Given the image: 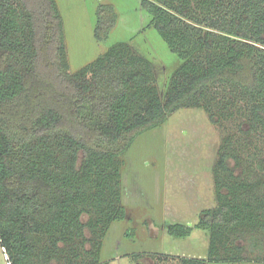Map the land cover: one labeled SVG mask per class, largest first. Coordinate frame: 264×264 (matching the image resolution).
<instances>
[{
    "label": "trees",
    "instance_id": "trees-1",
    "mask_svg": "<svg viewBox=\"0 0 264 264\" xmlns=\"http://www.w3.org/2000/svg\"><path fill=\"white\" fill-rule=\"evenodd\" d=\"M140 4L179 59L164 89L156 64L127 41L70 71L56 0H0V245L9 264H107L103 237L126 217L124 154L182 108L203 110L221 131L214 204L195 225L206 254L165 264L264 263V0ZM116 19L111 4L98 5L95 38L106 40ZM166 231L185 237L192 227Z\"/></svg>",
    "mask_w": 264,
    "mask_h": 264
},
{
    "label": "rangeland",
    "instance_id": "rangeland-1",
    "mask_svg": "<svg viewBox=\"0 0 264 264\" xmlns=\"http://www.w3.org/2000/svg\"><path fill=\"white\" fill-rule=\"evenodd\" d=\"M62 15L70 71H75L116 41L131 42L156 64L159 86L179 63L140 0H56ZM111 4L116 22L106 40L94 36L96 10ZM221 131L203 110L182 108L161 125L140 133L124 154L122 203L126 217L114 220L102 240L100 259L107 264H165L166 257H202L206 232L196 227L199 212L214 204L212 166ZM167 223L192 227L188 236L166 231ZM140 256V258H139ZM164 257V258H162ZM0 264H9L0 245ZM219 264H264L257 261Z\"/></svg>",
    "mask_w": 264,
    "mask_h": 264
}]
</instances>
